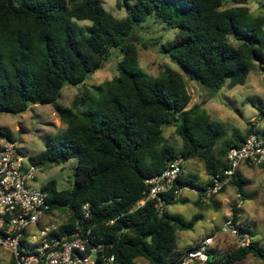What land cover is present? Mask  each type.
Segmentation results:
<instances>
[{"label":"trees","instance_id":"obj_1","mask_svg":"<svg viewBox=\"0 0 264 264\" xmlns=\"http://www.w3.org/2000/svg\"><path fill=\"white\" fill-rule=\"evenodd\" d=\"M222 5L223 0H116L127 11L116 18L98 0H0V114L23 113L30 104L52 107L65 129L30 161L57 165L76 159V166L71 188L59 190L54 180L43 185L49 212L66 214L60 230L80 221L107 245L117 264H137L138 258L176 264L182 253L176 250L175 231L191 229L200 218L159 213L155 198L139 206L148 195L145 179L177 156L184 162L198 158L209 177H223L229 148L255 134L249 129L245 136L226 137L201 105L188 107L190 96L178 71L164 67L153 77L138 65L137 28L154 18L174 30L159 52L209 98L224 86L243 84L251 70L264 75V0L258 14L244 5ZM113 49L121 53L117 76L76 95L69 107L57 103L64 86L83 84ZM169 126L180 148L163 136ZM0 135L12 140L9 133ZM195 179L183 173L177 183L203 187ZM229 183L243 195L245 180L238 172ZM163 198L165 206L178 201L171 192ZM83 204H88L87 219L80 215ZM239 213L232 206L234 221ZM248 255L264 264V250L253 242L223 258L214 255L207 264H236Z\"/></svg>","mask_w":264,"mask_h":264},{"label":"rangeland","instance_id":"obj_2","mask_svg":"<svg viewBox=\"0 0 264 264\" xmlns=\"http://www.w3.org/2000/svg\"><path fill=\"white\" fill-rule=\"evenodd\" d=\"M98 1L106 11L116 18H123L127 14L124 7L118 8L116 6V0ZM134 1L129 0L130 3ZM262 3L263 0H223L222 8L244 5L248 7L251 13L258 14L259 5ZM78 24L89 25L90 23L89 21H79ZM137 32L140 37L137 43L138 65L145 73L154 77L164 67L178 71L185 81L186 90L190 96L188 107L196 104L201 105L212 121L220 123L223 126L226 137H230L235 133L245 136L247 131L252 129L257 137L264 140V75L260 70L257 68L251 70L243 84L236 85L233 88L224 86L214 97L209 98L199 84L190 81L186 77L171 57L159 52L161 44H165L173 38V29L165 27L158 19L149 18L137 28ZM120 59L121 53L115 49L111 50V55L102 68L89 75L83 84L64 86L60 92V96L56 100L57 103L64 107H69L76 95H80L85 90L117 76V64ZM64 129L65 124L60 121L50 105L30 104L23 113L0 114V133H9L11 138L18 142L26 164L31 163L30 159L36 157L45 149L49 138H54ZM163 136L168 144L176 148L181 147V140L175 133L173 126L164 127ZM35 166L38 171L30 187H43L49 181L54 180L59 190L71 188L76 159H70L57 165L43 163L35 164ZM183 169L185 175L196 177L194 182L197 187L203 186L208 180L205 164L198 158L183 161ZM239 170L243 171L242 166L241 168L239 167ZM247 173L248 175L245 176V183L243 184V199L246 198L247 201L243 202L241 209L248 208L253 217L250 216L242 222L238 218L236 219L243 229H250L249 236L252 240L251 242L264 250V215H262L264 214V204L263 196L259 193V187L264 188V169L260 166L251 165L247 169ZM226 186V189L224 188L226 191L223 189L224 192L232 193L233 190L236 191L235 187L231 186V184ZM187 191L185 189L183 191L184 194L188 193ZM235 200L234 196V199L228 203V206L232 207ZM187 207L186 205L182 208L185 209L184 213L191 218L194 214ZM172 209L170 207L169 212ZM65 218V213L55 211L52 213L50 219L56 225L63 222ZM255 221L256 223L251 224ZM177 239L180 240V235H178ZM214 244L217 247L214 249L215 256L220 258L237 249L234 240L228 236L220 237L218 240H215ZM7 257H9V253L0 248V260H5ZM136 263L148 264L141 258L136 259ZM236 264H262V262L260 259L248 255Z\"/></svg>","mask_w":264,"mask_h":264},{"label":"built area","instance_id":"obj_3","mask_svg":"<svg viewBox=\"0 0 264 264\" xmlns=\"http://www.w3.org/2000/svg\"><path fill=\"white\" fill-rule=\"evenodd\" d=\"M226 163L223 177L214 174L206 185L194 187L192 191L204 200L209 199L230 184L241 164H264V140L255 134L248 135L239 145L229 148ZM182 165V157H172L162 172L145 179L148 195L138 205L155 198L156 210L161 213L165 206L164 194L171 192L178 198L183 190L191 189L177 183L179 175L184 173ZM37 171L35 164L25 163L17 141L0 135V248L9 253L0 264H117L114 255L107 253V245L97 241L80 221L65 230L51 222L47 191L43 187H30ZM235 199V206L240 208L243 197L236 192ZM80 215L82 219L89 217L88 204L82 205ZM222 236L234 240L237 248L251 243L249 233L230 217L216 232L181 254L176 264H207L211 258L210 248Z\"/></svg>","mask_w":264,"mask_h":264},{"label":"crops","instance_id":"obj_4","mask_svg":"<svg viewBox=\"0 0 264 264\" xmlns=\"http://www.w3.org/2000/svg\"><path fill=\"white\" fill-rule=\"evenodd\" d=\"M241 166L243 170L242 172L239 170V167L241 168ZM249 166L251 165L241 164L238 167V173L243 179L245 178V176L248 175L247 169H249ZM207 177L209 178V176ZM207 182L208 180L204 184H206ZM223 189L220 191L221 192L220 194L213 195L208 200L202 199L200 195L195 193V191H192V188L187 189L188 193L186 194H184L183 192L184 190H183L181 192L180 197L177 198L178 199L177 202L164 206L165 211H167L170 214L173 213V215H179L186 221L190 220L194 215L200 216V218L194 223L191 229L189 230L177 229L175 231L176 250L178 252L183 254L185 251L191 249L198 241H201L204 237L216 232L226 219L230 217L232 218V207H229L228 203L234 199L236 191L233 190L232 193L231 192L226 193L224 192L226 191L225 190L226 188L224 189V191ZM259 193H261V195L263 196L262 198L264 204V188L262 189L259 187ZM242 196L244 197V195ZM243 200L244 202L247 201L246 198H244ZM186 205L188 206L187 209L190 208L192 214H194L191 218L184 213L185 209L182 208L183 206ZM233 205L235 206V203ZM170 207L173 209L169 212ZM241 207H240V213L237 215V218L242 222L244 219L252 216V214L249 212L248 208L241 209ZM253 223H256V221L252 222L251 224ZM179 231L181 232L177 233ZM246 231L249 233L250 229L248 228ZM178 235H180V240L177 239ZM216 248L217 247L215 244L210 248L211 257L215 255L214 249Z\"/></svg>","mask_w":264,"mask_h":264}]
</instances>
